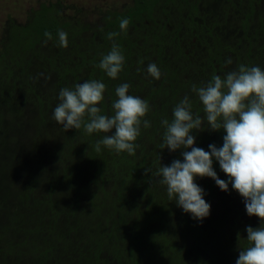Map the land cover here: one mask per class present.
Masks as SVG:
<instances>
[{
	"label": "trees",
	"instance_id": "1",
	"mask_svg": "<svg viewBox=\"0 0 264 264\" xmlns=\"http://www.w3.org/2000/svg\"><path fill=\"white\" fill-rule=\"evenodd\" d=\"M105 10L99 22L67 15L64 3H42L26 23L8 22L0 40V264H235L248 247L242 198L211 178H196L211 205L202 221L170 201L155 175L180 158L161 150L163 119L189 96L193 113L202 103L191 91L213 75L239 65L264 69V0H131ZM122 18L130 20L121 31ZM58 30L67 33L61 47ZM52 39L45 44L44 32ZM114 38L125 63L118 78L98 65ZM233 63L225 66L224 60ZM142 61V63H141ZM156 63L161 78L146 73ZM140 71H137V69ZM99 80L106 85L102 114H112L115 89L147 100L134 155L95 143L105 133L65 131L53 117L59 91ZM206 127V121H205ZM223 130L194 132L195 145L222 146ZM213 167L227 176L218 162ZM147 170V173L145 172Z\"/></svg>",
	"mask_w": 264,
	"mask_h": 264
},
{
	"label": "clouds",
	"instance_id": "2",
	"mask_svg": "<svg viewBox=\"0 0 264 264\" xmlns=\"http://www.w3.org/2000/svg\"><path fill=\"white\" fill-rule=\"evenodd\" d=\"M129 23V19L122 18L121 31L127 30ZM43 35L45 44L52 39L50 32ZM57 35L59 45L67 47V33L58 30ZM118 35L117 32L107 33L113 43L98 65L112 79L118 78L125 63V55L114 40ZM232 63L231 57L224 60L225 66ZM145 71L154 80L161 78L156 63H149ZM130 87L128 83L116 87L118 99L112 103L111 115L102 114L97 106L104 100L106 85L103 82L91 79L62 88L52 118L65 131L83 126L88 134L105 133L95 143L97 152L104 146L117 154L134 155L138 147L134 142L141 134V126L151 127L150 121L144 119L150 105L147 100L129 94ZM191 91L202 103L205 115L194 114L192 101L185 95L173 108L171 121H161L165 129L161 150L167 148L170 153L180 150L182 159L160 164L155 175L166 186L169 200L197 221L210 215L211 205L204 199V189L195 182L196 178H211L224 192L229 191L230 184L242 198L246 214L259 220L257 227L246 226L249 246L238 251L235 264H264V69L241 64L223 76L213 75L201 86L193 84ZM205 130H223L222 146L209 144L207 151L194 146L193 133ZM214 161L227 180L218 177Z\"/></svg>",
	"mask_w": 264,
	"mask_h": 264
},
{
	"label": "rangeland",
	"instance_id": "3",
	"mask_svg": "<svg viewBox=\"0 0 264 264\" xmlns=\"http://www.w3.org/2000/svg\"><path fill=\"white\" fill-rule=\"evenodd\" d=\"M56 1L65 4L67 15L96 23L101 19L103 11H120L125 5L131 3V0H0V40L10 20L24 24L32 9H37L42 3Z\"/></svg>",
	"mask_w": 264,
	"mask_h": 264
},
{
	"label": "flooded vegetation",
	"instance_id": "4",
	"mask_svg": "<svg viewBox=\"0 0 264 264\" xmlns=\"http://www.w3.org/2000/svg\"><path fill=\"white\" fill-rule=\"evenodd\" d=\"M132 2V1H131ZM120 11H121V9H120Z\"/></svg>",
	"mask_w": 264,
	"mask_h": 264
}]
</instances>
